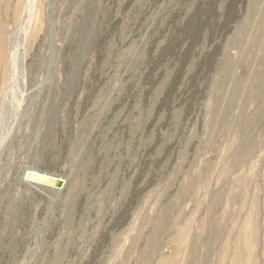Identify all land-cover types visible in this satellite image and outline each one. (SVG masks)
I'll return each instance as SVG.
<instances>
[{"label":"rangeland","instance_id":"rangeland-1","mask_svg":"<svg viewBox=\"0 0 264 264\" xmlns=\"http://www.w3.org/2000/svg\"><path fill=\"white\" fill-rule=\"evenodd\" d=\"M34 3L0 264H264V0Z\"/></svg>","mask_w":264,"mask_h":264},{"label":"bare ground","instance_id":"bare-ground-1","mask_svg":"<svg viewBox=\"0 0 264 264\" xmlns=\"http://www.w3.org/2000/svg\"><path fill=\"white\" fill-rule=\"evenodd\" d=\"M22 2L23 4L21 6V11H19L20 16H19V21H17L18 23L16 24L14 29L10 32V34L6 37V43L2 41L3 44L4 43L6 44L5 62H4V52L0 46V64L2 66V64L4 63L6 65V70H7V82L5 83V86L3 89V92H4V98L2 101L3 104L1 106L2 108H0V122L1 123H2L1 120H3V117L7 118L10 115V118H11L12 112L14 113L15 110L18 112L19 109L22 108L21 105L23 104V99H25L24 97L27 91L25 88L24 78L21 75V71L23 70V67H25V64H24L25 54H26L25 45H27L26 42L28 43L27 40L29 39L28 30L30 28L29 26L32 20V14L34 12L33 10L35 7V3H34L35 0H24ZM29 35L31 39L33 34H29ZM11 123L9 122L7 126L10 127L11 125H13L14 121L12 124ZM7 126H6V129H7ZM10 130L9 131L5 130V131L10 132ZM5 140L6 139H3V142H5Z\"/></svg>","mask_w":264,"mask_h":264}]
</instances>
